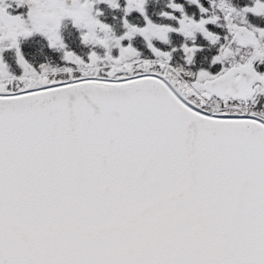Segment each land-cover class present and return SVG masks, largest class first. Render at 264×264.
<instances>
[{
    "label": "snow or ice",
    "instance_id": "6c2138e0",
    "mask_svg": "<svg viewBox=\"0 0 264 264\" xmlns=\"http://www.w3.org/2000/svg\"><path fill=\"white\" fill-rule=\"evenodd\" d=\"M0 264H264V0H0Z\"/></svg>",
    "mask_w": 264,
    "mask_h": 264
}]
</instances>
